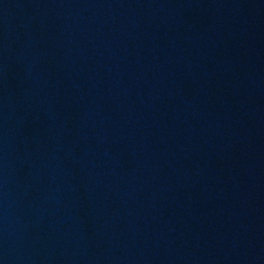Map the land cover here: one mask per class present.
<instances>
[{"label": "water", "instance_id": "obj_1", "mask_svg": "<svg viewBox=\"0 0 264 264\" xmlns=\"http://www.w3.org/2000/svg\"><path fill=\"white\" fill-rule=\"evenodd\" d=\"M0 264H264V0H0Z\"/></svg>", "mask_w": 264, "mask_h": 264}]
</instances>
